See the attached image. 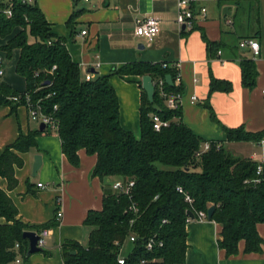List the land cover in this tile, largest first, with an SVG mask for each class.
Returning a JSON list of instances; mask_svg holds the SVG:
<instances>
[{
    "label": "trees",
    "instance_id": "16d2710c",
    "mask_svg": "<svg viewBox=\"0 0 264 264\" xmlns=\"http://www.w3.org/2000/svg\"><path fill=\"white\" fill-rule=\"evenodd\" d=\"M10 1L11 14L0 12V37L7 36L0 47L6 56L13 48L18 49L14 68L24 76L25 88L18 90L1 82L0 103H9L11 109L24 103L38 108L54 118L55 128L45 125L40 130L19 132L0 151V177L7 179L8 188L13 186L17 181L15 166L23 164L20 153L36 146V135L40 132L57 131L67 160L77 164V150L84 148L95 154L91 174L105 180L101 208H89L82 219L88 227L87 245L76 239L61 243L63 264H117L120 244L129 232L136 239L130 241V249L121 264H137L141 259H144L141 264H183L187 245L186 210L206 211L211 203L215 206L210 219L221 223L217 243L226 255L238 251L239 239H243L244 251L261 248L255 224L264 219V160L233 155L217 139H209V147L202 149L203 138L182 121L180 101L176 106H169L166 101V94H180L183 88L180 80L175 81L178 71L173 65L175 61L135 59L107 73L82 74L79 62L67 50L65 40L50 30L37 2ZM7 3L8 0H0L2 7ZM205 41L209 51L217 46L207 37ZM115 73L139 76L138 136L119 122V101L108 82L109 75ZM146 73L153 82V101H149L141 85V76ZM166 74L172 83L165 80ZM254 76L252 57H241L240 83L249 88ZM209 80L208 96L214 89L231 88L228 79L211 74ZM12 94L19 95V99H11ZM152 102L158 105V110L152 108ZM203 104L217 121L209 101ZM151 112L167 123L159 129L153 128ZM223 129L226 140H259L263 135L262 130L249 131L241 124L223 125ZM111 176L132 179L133 184L128 191L114 189L109 179H105ZM177 186L182 189L178 190ZM185 194L191 197L190 203L184 199ZM131 203L137 206L135 211L130 208ZM17 213L13 200L0 186V215L6 220L0 223L1 264H10L17 252L28 257L22 231L30 225L21 221ZM55 222L53 218L42 227ZM152 233L162 244L147 249L145 240Z\"/></svg>",
    "mask_w": 264,
    "mask_h": 264
},
{
    "label": "crops",
    "instance_id": "0c3cea01",
    "mask_svg": "<svg viewBox=\"0 0 264 264\" xmlns=\"http://www.w3.org/2000/svg\"><path fill=\"white\" fill-rule=\"evenodd\" d=\"M32 1L42 9L50 30L65 40L82 74L107 73L135 59L178 61L183 86L180 93L182 121L204 141H222L233 155L264 160V92L261 91L264 89V0H196L195 4L205 8V14L190 28L180 26L175 20L176 0ZM144 15L154 16L159 24L150 40L133 33L135 19ZM203 35L217 46L209 51ZM251 36L258 42L257 53L238 44L242 37ZM6 39L7 36L0 37V46ZM0 53L4 56L0 83L23 90L24 76L14 68L18 49L13 48L6 56L0 47ZM243 56L252 57L255 63V79L249 88L239 79V59ZM10 60L14 61L13 68L5 69ZM211 74L230 80L231 88L214 89L208 96ZM138 78L137 74L117 73L108 77L119 101V122L136 136L140 132ZM206 100L215 111L217 121L204 106ZM239 124L249 131L262 130L263 135L259 140H226L223 125ZM38 125L39 121L29 117L25 103L14 109L9 103H0V151L19 132L25 133ZM77 153L78 163L73 164L62 151L57 131L40 132L36 135V146L20 153L23 164L15 166L16 183L8 188L7 179L0 177V186L18 209L17 217L29 224L28 228L37 231L44 223L56 219L55 224L45 225L48 234L44 247L30 252L27 258L17 252L18 264H63L61 243L76 239L83 246L87 245L88 227L82 219L89 208H101L105 180L90 172L95 154L84 148H79ZM35 154L40 155L41 163L32 174ZM115 178L105 177L110 182ZM39 181L43 182L42 186L37 185ZM5 221L0 215V223ZM185 230L187 245L183 264H264V219L255 224V231L261 237L258 251H244L243 239H239L238 251L226 255L217 243L221 223L214 219H190L185 223ZM25 240L27 248L28 240ZM10 264H15V259Z\"/></svg>",
    "mask_w": 264,
    "mask_h": 264
},
{
    "label": "built area",
    "instance_id": "2783aa9c",
    "mask_svg": "<svg viewBox=\"0 0 264 264\" xmlns=\"http://www.w3.org/2000/svg\"><path fill=\"white\" fill-rule=\"evenodd\" d=\"M32 1V0H28ZM196 0H176V4L178 5V10L177 14L175 16V20L178 22L180 26H184L187 28H190L198 19L204 16L205 14V8L203 6H198L195 4ZM10 4L11 1L8 0L7 5L5 7H2L0 5V12H4L7 15L11 14L10 10ZM159 29V24L158 20L152 16V15H144V17L141 18H136L135 19V24L133 26V33L138 36L145 37L147 40L152 39L153 35L158 31ZM85 32V29L81 30V33L83 34ZM239 46H244L248 48L252 53H257L258 51V42L255 37H242L239 39L238 42ZM95 65H98V62L95 63ZM175 67L178 68V71L176 72L175 75V81L176 83L180 80V74H179V66H178V61L174 62L173 64ZM54 66V64H53ZM52 66V68H53ZM3 68H4V56L0 53V75L3 73ZM89 73V72H88ZM158 82L161 84L163 82V79H159ZM262 92H264V89H261ZM9 97L13 100H18L19 95L17 94H12L9 95ZM167 97V104L169 106H176L178 101H180V94L177 92L176 94H166ZM25 100H28V97L26 95ZM28 105V104H26ZM55 107V105H54ZM28 108V115L29 117L37 120L40 122L42 120L45 125H49L50 128L54 129L55 128V122L54 118L49 115L44 113L38 108H34L32 106H27ZM151 120H152V126L153 128L159 129L160 126H163V124L167 123V120L164 118H161L156 112H151ZM209 147V141H204L202 144V149H206ZM196 153H199V151H196ZM259 164L256 165L255 170L258 171ZM133 184L132 179H127L124 180L122 177L115 178L114 180L111 181V187L114 189H122L125 191H128L127 189ZM38 186H42L43 182H37ZM178 190H181V187H176ZM184 199L190 203L191 202V197L188 194H185ZM130 208L133 209L134 211L137 209V206L134 203L130 204ZM194 213L193 217L189 216L186 214V221L190 219H206V211L200 208L196 209H191ZM60 214V210L57 211L56 215L58 216ZM165 220V219H163ZM38 238H37V245L44 247L46 239L45 237L48 234V227L43 226L37 231ZM136 239V236L134 233L129 232L127 234V237L121 242L120 247H119V254L117 256V264H121L125 261L126 258V252H122L121 249L123 247V244L128 240L133 241ZM162 240L158 238L154 233H152L150 236H148L145 240V246L147 249H151L152 246L154 245H161ZM15 245H18V242L15 243ZM144 261V259H141L137 264H141ZM19 263V258H15V264Z\"/></svg>",
    "mask_w": 264,
    "mask_h": 264
},
{
    "label": "water",
    "instance_id": "95a60500",
    "mask_svg": "<svg viewBox=\"0 0 264 264\" xmlns=\"http://www.w3.org/2000/svg\"><path fill=\"white\" fill-rule=\"evenodd\" d=\"M226 7H229V6H226ZM90 69H92V68L90 67ZM92 70H94V69H92ZM165 80L168 83H172L169 74L165 75ZM141 85H142V88L144 89V91L146 93V96L148 97L149 101H153V97H152L153 82L151 81V77H150V75L148 73L143 74L141 76ZM152 108L154 110H158L159 109L158 105L155 102H152ZM44 126H45V123L42 120H40L39 125H38V129L40 130ZM32 163H33V165H32V174H34L36 172V170L38 169V167L40 166V163H41L39 154H35L34 155V160H33ZM214 206H215V204L211 203V205H209L207 207V209H206L207 218H210V216L212 214V211L214 209ZM186 212H187V214L189 216L193 217L194 213H193V211L191 209H187ZM22 236L28 240V247H27L26 253H25L26 255H28L32 251H36V250H41L42 249L41 246L37 245L38 234H37L35 229L28 228V229L23 230L22 231Z\"/></svg>",
    "mask_w": 264,
    "mask_h": 264
},
{
    "label": "rangeland",
    "instance_id": "374dc122",
    "mask_svg": "<svg viewBox=\"0 0 264 264\" xmlns=\"http://www.w3.org/2000/svg\"><path fill=\"white\" fill-rule=\"evenodd\" d=\"M13 59V58H12ZM14 60V59H13ZM13 60H10V63L9 64H7V66H6V68L5 69H7V68H13V63H14V61ZM12 71H14V70H12ZM15 72V71H14ZM16 73V72H15ZM17 74V73H16ZM32 124H34V122H32ZM130 242L127 240L124 244H123V247H122V249H121V251L122 252H126V251H128L129 249H130Z\"/></svg>",
    "mask_w": 264,
    "mask_h": 264
}]
</instances>
